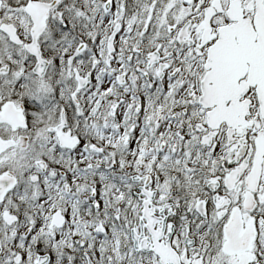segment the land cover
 <instances>
[{
    "label": "snow or ice",
    "instance_id": "snow-or-ice-1",
    "mask_svg": "<svg viewBox=\"0 0 264 264\" xmlns=\"http://www.w3.org/2000/svg\"><path fill=\"white\" fill-rule=\"evenodd\" d=\"M0 264H264V0H0Z\"/></svg>",
    "mask_w": 264,
    "mask_h": 264
}]
</instances>
